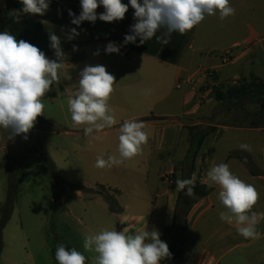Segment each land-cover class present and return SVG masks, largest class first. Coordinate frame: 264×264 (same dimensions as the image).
I'll use <instances>...</instances> for the list:
<instances>
[{
  "label": "crops",
  "instance_id": "1",
  "mask_svg": "<svg viewBox=\"0 0 264 264\" xmlns=\"http://www.w3.org/2000/svg\"><path fill=\"white\" fill-rule=\"evenodd\" d=\"M122 2L129 4V0ZM2 4L6 8L0 0V32H9L8 22L14 11L5 15ZM230 5L235 8L234 15L223 21L218 13L206 16L183 35L173 32L167 45L155 37L143 44L139 37L135 43H124L125 35L132 34L131 26L136 23L130 5L123 20L104 22L98 18L94 23L83 21L79 26L71 23L69 10L78 17L82 11L80 0H50L49 9L42 16L22 13L24 18L39 21L45 33L54 32L61 42L77 44L75 50L64 52L59 83H54L46 93L54 96L42 98L45 127L52 133L63 129L67 136H85V126H73L62 101L66 95H75L70 89L78 88L79 74L86 65H103L115 76L108 104L117 123L99 133L101 140L85 136L91 148V157H86L85 162L99 173V185L72 193L82 202L79 214L98 232L122 231L127 226L136 232L159 231L160 239L168 244L172 254L161 264H264V219L258 217L260 239H245L235 224L221 221L219 213L225 209L218 199L220 189L205 182L210 167L227 163L233 174L256 187L260 198L253 210L264 213L261 103L245 98L239 100L236 108L222 109L219 105L223 103L203 87L205 78L201 71L207 69L217 72L221 87L239 86L252 77L264 80V0H230ZM96 11L99 16L105 10L100 6ZM72 28L79 35L69 39ZM109 42L120 46V52L106 53ZM226 51L231 52L230 63L225 62ZM46 57L56 59L55 55ZM187 78H194L195 85L177 88V83ZM132 119L143 121L148 133L142 151L119 166L97 168V156L119 157V127ZM34 132L43 136L38 126L30 130L27 139L23 134L10 138V130L0 129V163L30 148L29 139ZM241 143L250 145L252 151H242ZM235 151L245 152L250 165L230 158ZM193 177L195 185L211 189L207 196L194 193L188 197L177 190V179ZM88 192H94L92 200L85 199ZM126 195L130 198L126 199ZM59 201L72 215L75 210H68L66 197L61 195ZM115 203L120 204L121 214L113 212L111 204ZM76 249L86 257L85 264H95L96 253L83 251L79 246Z\"/></svg>",
  "mask_w": 264,
  "mask_h": 264
},
{
  "label": "clouds",
  "instance_id": "2",
  "mask_svg": "<svg viewBox=\"0 0 264 264\" xmlns=\"http://www.w3.org/2000/svg\"><path fill=\"white\" fill-rule=\"evenodd\" d=\"M20 3L22 13L42 16L49 9L50 0H20ZM80 4L82 11L78 17L69 10V16L73 17L71 23L77 26L83 21L94 23L98 18L104 22L123 20L130 5L136 23L131 26L132 34L125 35V44L135 43L137 37L143 44L155 37L167 45L173 32L183 35L206 16L218 13L223 21L235 14L230 0H129V4L122 0H80ZM100 6L105 11L98 16L96 10ZM161 29L164 30L162 35L157 36ZM77 35L76 28H72L68 38ZM49 39L55 60L47 58L37 46L23 39L17 40L10 32H0V129L10 130V138L21 134L24 139L28 138L37 118L44 115L42 98L52 90L54 83H59L58 73L63 67L64 53L60 38L54 32L49 33ZM105 51L119 53L120 46L109 42ZM79 75L75 96H69L67 100L68 110L73 126H85L84 135L98 141L102 139L101 131L117 123L108 104L116 78L99 64L86 65ZM144 129L143 121L125 120L119 127V157L108 155L105 159L97 156L95 166L112 168L138 155L148 141ZM239 147L242 151H252L246 143ZM205 182L209 187L216 185L220 189L218 199L225 209L219 213L221 221L235 224L237 232L245 239H260L262 233L257 225L259 219H264V213L253 210L260 198L256 187L233 174L227 163L210 167ZM176 187L191 197L195 178L177 179ZM83 247L85 251L97 254L95 264H161L172 255L168 244L160 239L159 231L136 232L130 226L122 231L101 229L97 234L86 235ZM55 259L58 264L86 262L80 251L69 250L62 243L56 247Z\"/></svg>",
  "mask_w": 264,
  "mask_h": 264
},
{
  "label": "rangeland",
  "instance_id": "3",
  "mask_svg": "<svg viewBox=\"0 0 264 264\" xmlns=\"http://www.w3.org/2000/svg\"><path fill=\"white\" fill-rule=\"evenodd\" d=\"M1 9L9 16L4 4ZM76 90L77 88H71V94H75ZM53 96L45 95L48 99ZM69 96L75 95L64 96L62 103L66 108ZM246 101L255 103L250 98ZM240 102L227 100L219 107L230 110L238 107ZM261 111L264 115V108L261 107ZM39 129L43 132L40 145L28 148L19 156L11 157L12 160L4 168L6 172L9 169V173L0 172L1 222L5 221L10 180L16 183L22 178V184L14 193L13 211L4 226L0 264H58L52 256V250L58 244L74 246L75 249L79 246L85 251L84 237L98 233L87 218L79 214L82 211V202L77 201L72 193L76 190L85 192L99 185V173L93 167L88 168L85 162L86 157H91L87 138L67 136L63 129L53 131L54 133L44 127ZM262 161L264 164V159ZM61 195L68 201V210L74 208L76 211L72 215L67 214L66 208L61 205ZM93 198L94 192L85 193L86 200ZM125 198L129 199L130 196L126 195ZM111 205L117 213L123 212L120 204Z\"/></svg>",
  "mask_w": 264,
  "mask_h": 264
},
{
  "label": "trees",
  "instance_id": "4",
  "mask_svg": "<svg viewBox=\"0 0 264 264\" xmlns=\"http://www.w3.org/2000/svg\"><path fill=\"white\" fill-rule=\"evenodd\" d=\"M6 5V10L11 12L14 11V14L10 17L8 22V31L13 34L17 40L23 39L35 46H37L41 51L45 53V55H55L54 50L50 47V39L49 34L43 31L42 24L32 18H24L22 15V4L20 0H3ZM23 21V23H22ZM76 47L77 44L61 42V48L63 53L71 50ZM214 98L224 103V101H239L245 98H250L254 101H259L261 103L262 108H264V80L256 77H252L250 82H245L240 84L239 86H228V87H220L215 90ZM46 119L44 115L37 118V121L34 126L44 127L46 128ZM192 152V149H191ZM230 158H237L243 162H246L250 165V159L245 152L235 151L230 154ZM12 160V158L5 159L0 163V168H5L7 164ZM14 162V160H13ZM17 160H15V164ZM19 172H21V165L18 164ZM9 173V169L7 170ZM11 179V178H10ZM22 184V178H19L16 183H12L10 180V188L9 195L6 202L5 208V221H0V257L3 250V230L6 221H8L11 212L13 211L14 204V193ZM211 192L210 188L204 187L202 185L196 184L194 188V193L199 197H205ZM113 212L115 208L111 205ZM67 249H72L70 246H66ZM56 249L52 250V256L55 259ZM174 253V251H173ZM58 263V262H57Z\"/></svg>",
  "mask_w": 264,
  "mask_h": 264
},
{
  "label": "built area",
  "instance_id": "5",
  "mask_svg": "<svg viewBox=\"0 0 264 264\" xmlns=\"http://www.w3.org/2000/svg\"><path fill=\"white\" fill-rule=\"evenodd\" d=\"M225 55V62L230 63L231 62V52L226 51L224 52ZM201 74L205 78V84L203 85L204 89L207 90V92L214 96L215 90L217 88H220L221 86L218 85L217 82V72L214 69H207L201 71ZM184 85H195L194 78H187L184 81H179L177 83V88H182Z\"/></svg>",
  "mask_w": 264,
  "mask_h": 264
},
{
  "label": "water",
  "instance_id": "6",
  "mask_svg": "<svg viewBox=\"0 0 264 264\" xmlns=\"http://www.w3.org/2000/svg\"><path fill=\"white\" fill-rule=\"evenodd\" d=\"M40 142H41L40 132H34L29 139V146L36 147L40 144Z\"/></svg>",
  "mask_w": 264,
  "mask_h": 264
}]
</instances>
